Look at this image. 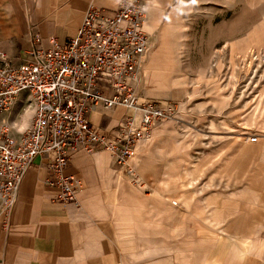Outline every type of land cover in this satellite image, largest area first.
Returning a JSON list of instances; mask_svg holds the SVG:
<instances>
[{"label":"rangeland","instance_id":"obj_1","mask_svg":"<svg viewBox=\"0 0 264 264\" xmlns=\"http://www.w3.org/2000/svg\"><path fill=\"white\" fill-rule=\"evenodd\" d=\"M144 1L152 47L140 94L175 108L148 138L166 153L171 173L168 195L155 196L134 157L142 184L117 166L125 197L135 202L121 238L123 263L170 264L181 249L187 264H264V222L247 237L224 229L247 210L264 213L260 189L224 188L250 136L264 149L257 145L264 137V0H185L182 15L173 11L176 0H158L159 8Z\"/></svg>","mask_w":264,"mask_h":264},{"label":"built area","instance_id":"obj_2","mask_svg":"<svg viewBox=\"0 0 264 264\" xmlns=\"http://www.w3.org/2000/svg\"><path fill=\"white\" fill-rule=\"evenodd\" d=\"M145 7L144 0H122L110 16L91 2L75 36L63 44L51 37L49 47H34L19 64L0 48V216L5 229L24 176L38 157L47 159L44 183L63 202H76L84 188L80 176L65 173L79 150L108 151L134 183H143L130 165L135 145L175 113L170 104L140 94L152 47ZM117 107L131 113L120 119L114 134L90 122L92 111ZM26 108L35 115L31 129L20 134L11 124ZM248 140L255 142L258 135Z\"/></svg>","mask_w":264,"mask_h":264},{"label":"crops","instance_id":"obj_3","mask_svg":"<svg viewBox=\"0 0 264 264\" xmlns=\"http://www.w3.org/2000/svg\"><path fill=\"white\" fill-rule=\"evenodd\" d=\"M91 2L110 16L118 8L115 0H4L0 48L19 64L31 57L34 47H49L51 37L63 44L77 34ZM147 60L148 56L145 65ZM128 113L131 111L123 107L98 108L89 114V120L101 131L114 134L120 119ZM148 140H139L135 145L132 158L136 170L147 190H153L155 196H167L165 181L171 173L168 158L166 153L158 152L156 142ZM259 141L257 145L263 147L264 137ZM238 154L227 171L224 188L260 189L258 207L264 210V166L257 162L259 154L264 162V149L251 142ZM46 164V158L38 157L26 172L6 229L0 216V264H124L121 238L123 229H128L135 202L125 197L126 182L120 178L111 154L99 149L90 153L79 150L72 155L65 173L77 174L84 182L76 202L56 199V190L44 183ZM254 214L247 210L246 216L236 215L224 224V229L251 236L264 222V213L254 209ZM182 252L180 249L179 256H170L169 263L187 264L189 256Z\"/></svg>","mask_w":264,"mask_h":264},{"label":"clouds","instance_id":"obj_4","mask_svg":"<svg viewBox=\"0 0 264 264\" xmlns=\"http://www.w3.org/2000/svg\"><path fill=\"white\" fill-rule=\"evenodd\" d=\"M121 2L122 0H115L116 4H120ZM130 2L131 0H129V3ZM192 3H195V0H192ZM149 4L151 5L152 8L160 7L158 0H149ZM186 6L187 5L185 3V0H176V6L174 7L173 11L177 15H182L184 14V9ZM143 10L147 12L149 9L148 7H145ZM34 115H35L34 112L31 115H29V109L26 108L22 112V114L17 118V120L11 124V127L20 134H24L28 132L31 129V120H32V116Z\"/></svg>","mask_w":264,"mask_h":264},{"label":"bare ground","instance_id":"obj_5","mask_svg":"<svg viewBox=\"0 0 264 264\" xmlns=\"http://www.w3.org/2000/svg\"><path fill=\"white\" fill-rule=\"evenodd\" d=\"M241 251V249H238V252Z\"/></svg>","mask_w":264,"mask_h":264}]
</instances>
